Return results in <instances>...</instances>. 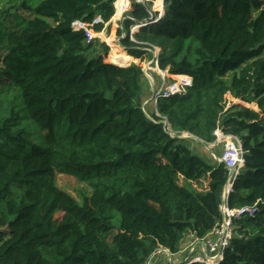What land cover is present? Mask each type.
Listing matches in <instances>:
<instances>
[{"label": "trees", "instance_id": "trees-1", "mask_svg": "<svg viewBox=\"0 0 264 264\" xmlns=\"http://www.w3.org/2000/svg\"><path fill=\"white\" fill-rule=\"evenodd\" d=\"M16 2L0 9V264H146L189 234L205 236L223 219L230 172L171 133L213 143L218 129L245 150L229 206L258 205L236 220L221 264H264V0H164L155 22L158 13L134 1L118 28L129 54H109L117 64L104 60L106 42L72 27L109 28L115 0ZM146 21L132 39L130 28ZM153 45L159 68L192 84L150 110L143 66L129 62L151 59ZM24 119L45 131L42 144L28 143ZM59 174L91 192L76 199Z\"/></svg>", "mask_w": 264, "mask_h": 264}, {"label": "built area", "instance_id": "built-area-1", "mask_svg": "<svg viewBox=\"0 0 264 264\" xmlns=\"http://www.w3.org/2000/svg\"><path fill=\"white\" fill-rule=\"evenodd\" d=\"M135 2L142 3L143 5L149 7L148 3H151L153 9L156 6L155 0H134ZM115 14L121 13L119 18H114V20H123L126 19L125 14L128 11L129 6L131 5L130 0H115ZM162 4V8H163ZM161 9V8H160ZM161 14L153 15L151 17V22L158 20ZM115 16V15H114ZM113 19V18H112ZM112 21V20H111ZM122 21V22H123ZM149 21H146V23ZM144 23L140 25L136 23V25L131 27L130 36L132 39L134 38V32L138 26H142ZM123 25V24H122ZM72 27L75 30L83 29L87 36V42H91L96 38L102 37V41H106V38H103L102 34L106 35V29L101 32H96L93 29V24L84 22L83 20L77 19L72 23ZM124 35V33H123ZM101 39V38H100ZM108 43V42H107ZM153 56L155 55V65L157 69H159L158 65V56L160 53V48L157 46H152ZM150 68V67H149ZM163 74V81L160 84L159 88L153 91V98L155 102V109L157 108L156 100L160 95L163 96H171L177 93L186 92V86L192 84V78L186 74L181 75V79L177 82L168 83L166 80V74ZM169 76V74H167ZM174 77V76H173ZM177 82V83H176ZM231 103H228L230 106ZM167 120V118H166ZM167 127L170 129L169 122L167 120ZM216 140L213 143H209L212 145L222 146V152L219 156V161L223 162L225 166L228 168L229 172L233 170V174H229L230 187L232 185L239 174L241 168L245 162V150L242 144V138L234 133H227L222 129H218L216 131ZM258 212L257 203L253 205H244L240 207H230L228 201L223 207V219L218 222L211 231H209L205 236L198 237L195 234H189L186 238L189 244L182 247L177 252H172L169 248H160L156 250L146 264L153 263L154 260H164L163 264H174L173 259H179L182 255H188L185 260L182 262H177L175 264H191L194 262L202 263V264H221L225 257V252L227 248L230 246L233 236L235 235V222L238 219L243 217H255ZM199 250V251H198ZM165 252V258H159V255Z\"/></svg>", "mask_w": 264, "mask_h": 264}, {"label": "rangeland", "instance_id": "rangeland-1", "mask_svg": "<svg viewBox=\"0 0 264 264\" xmlns=\"http://www.w3.org/2000/svg\"><path fill=\"white\" fill-rule=\"evenodd\" d=\"M10 0H1L0 1V9L1 8H3L8 2H9ZM15 1H17L18 2V4H23V3H26L27 5H30L31 7H35L38 3H39V1L40 0H15ZM156 1V6H159L160 4H161V2H162V0H155ZM16 2V3H17ZM130 2H131V4H133V2H134V0H130ZM148 5L151 7V9L153 8V6L151 5V3H148ZM164 9V6H163V8H162V10ZM27 9L26 8H20L18 11H19V13L20 14H22L23 16H29V13L26 11ZM160 14V13H159ZM121 16V13H119V14H115V16L113 17V19H112V21L114 20V18L116 17V18H119ZM161 16V15H160ZM159 16V17H160ZM16 17L17 16H15V15H12V18H13V20H16ZM116 20V19H115ZM111 21V22H112ZM117 21V20H116ZM4 25L5 26H11V22L10 21H8V20H5L4 21ZM114 24H112V26H113ZM118 26V25H117ZM119 28H123V25L121 26H119ZM106 31H107V29H106ZM111 31V30H110ZM115 32L117 33V35H115ZM130 32H132L131 30H130ZM107 33V35H108V37H110L111 38V40H112V45L108 42V40H107V42H106V44L107 45H109V53L106 55V57L104 58V60L106 61V62H108V63H115V62H112L111 60H110V58H109V54L111 53V50H112V48L114 47V48H116V47H118V48H122V50L124 51V52H126V53H128V50L126 49V47L123 45V43H122V39L124 38L123 36L126 34V33H124V32H122L121 34H118V32H117V28L114 30V29H112V31L110 32V33H108V32H106ZM123 33H124V35H123ZM101 39H102V37H100ZM106 38V37H105ZM129 54V53H128ZM131 56V55H130ZM132 57V56H131ZM152 59H153V57H151V59H150V57H149V59L148 60H144V61H140L139 59H135L134 57H132L131 58V60H130V62H129V65L132 63V62H135V63H140L142 66H144V68H145V75L147 76V82L145 83V86H146V88L147 89H149L150 91H148V92H150V93H153V91L155 90H157L158 88H159V86H160V84L162 83V81H163V74H162V72L164 73V74H166V80L169 82V78H172V79H175V80H177V82L180 80V77H173V76H168L167 75V71H163V70H159V69H157V66L155 65V61L153 62V63H150L151 61H152ZM115 64H117V63H115ZM118 65H121V64H118ZM121 66H128V65H121ZM150 67V68H149ZM156 77H158V78H156ZM176 82V83H177ZM228 98H229V100L231 101V102H234V103H239V104H242V105H250V107L252 108V109H255V110H257V111H260L261 112V109H259V107H255V105L254 104H256V103H250V104H248V103H245V102H243V101H241V100H239V99H236V100H233V98L231 97V95H228ZM145 103H147L148 105V107H149V109L150 110H152L153 109V106H154V101H150V98L149 99H147L146 101H145ZM147 110H148V108H147ZM149 110V111H150ZM22 114H25V113H23L22 112ZM26 122H29V124H28V126H27V129H28V131L30 132V134H29V136H28V143H34V144H42V142H43V137H44V134H45V131L44 130H42V129H39L36 125H35V123L32 121V120H30V119H24V123H26ZM183 134H185V133H183ZM192 140H195L196 141V139H192ZM196 142H198V141H196ZM217 149V151H218V153L216 152V151H214L217 155L221 152V147H217L216 148ZM201 153H203V152H201ZM211 153V152H210ZM212 154V153H211ZM213 155V154H212ZM220 155H218V157H219ZM219 159V158H218ZM57 182H58V185L61 187V188H63V189H65L66 191H68L70 194H72L76 199H78V200H81L82 199V197L85 195V194H88V193H90L91 192V188H90V186L88 185V184H86V183H83V182H80L78 179H76L75 177H73V176H70V175H66V174H59L58 175V177H57ZM183 181H182V179H181V183H182ZM194 185H195V183H193ZM57 216H62V212H60V213H58V215ZM189 244V242H185L184 243V245L183 246H186V245H188ZM199 251V250H198ZM165 252H162L160 255H159V258H165L166 256H165ZM167 255V254H166ZM187 254L186 255H182V256H180V258L177 260V259H173V263L175 264V263H177V262H182L183 260H185V258H187Z\"/></svg>", "mask_w": 264, "mask_h": 264}, {"label": "water", "instance_id": "water-1", "mask_svg": "<svg viewBox=\"0 0 264 264\" xmlns=\"http://www.w3.org/2000/svg\"><path fill=\"white\" fill-rule=\"evenodd\" d=\"M157 21V20H156ZM155 61V55L153 56V59L150 63H153ZM143 71L145 72V68L143 66ZM163 122H165L167 124V120L166 118H163ZM185 134H178V133H175V132H172L171 134H173L174 136H177L179 138H192V139H196V141H198L199 143L205 145L209 150L210 152L213 154V156L218 159V155L215 154L213 148H212V144H209V143H206L203 139H201L200 137H198L197 135H194V134H190V133H187V132H184ZM230 174H233V170L230 171ZM231 191V187H230V181H228V183L226 184V187H225V191H224V195H223V200H222V204H221V211H222V214H223V207L225 206L226 202L228 201V196H229V193ZM164 248V247H162Z\"/></svg>", "mask_w": 264, "mask_h": 264}, {"label": "crops", "instance_id": "crops-1", "mask_svg": "<svg viewBox=\"0 0 264 264\" xmlns=\"http://www.w3.org/2000/svg\"><path fill=\"white\" fill-rule=\"evenodd\" d=\"M162 4H163V0H162V2H161V4L159 5L160 7H162ZM164 5V4H163ZM152 10L154 11V12H157L158 14L160 13L161 15H162V13H164V9L162 10V8L160 9L158 6L157 7H155L154 9L152 8ZM153 14H156V13H153ZM127 16V13L125 14V17ZM123 21V20H122ZM120 19L119 20H113L112 22H110V27L109 28H107V32L108 33H110L111 31H112V29H116L117 28V32H118V28H119V26L121 25L122 26V24H123V22H122ZM112 24H114L113 26H112ZM118 25V26H117ZM111 30V31H110ZM115 35H117V33L115 32ZM106 36H108L107 35V33H106ZM104 38V37H103ZM102 40V39H101ZM153 96V95H152ZM232 97V96H231ZM233 98V97H232ZM234 99V98H233ZM236 100V99H235ZM201 144V143H200ZM203 145V144H202ZM203 146H205V145H203ZM206 147V146H205ZM214 145H212V148H213V150H214ZM220 147V146H219ZM207 148V147H206ZM208 149V148H207ZM209 150V149H208ZM210 151V150H209ZM215 151V150H214ZM221 151H222V148H221ZM216 154V153H215ZM217 155V154H216ZM164 263V260H161V261H159V260H154L153 261V263H151V264H163Z\"/></svg>", "mask_w": 264, "mask_h": 264}, {"label": "clouds", "instance_id": "clouds-1", "mask_svg": "<svg viewBox=\"0 0 264 264\" xmlns=\"http://www.w3.org/2000/svg\"><path fill=\"white\" fill-rule=\"evenodd\" d=\"M163 1H164V0H163ZM151 20H154V19H151ZM154 22H155V21H154ZM136 23L140 25L141 23H144V22H136ZM149 23H150V22H149ZM145 24H146V22H145ZM145 24H143L142 26H144ZM147 24H148V23H147ZM135 25H136V24H135ZM133 26H134V25H133ZM138 27H141V26H138ZM138 27H137V28H138ZM137 28H136V30H137ZM130 29H131V28H130ZM136 30H135V32H136ZM135 32H134V33H135Z\"/></svg>", "mask_w": 264, "mask_h": 264}, {"label": "bare ground", "instance_id": "bare-ground-1", "mask_svg": "<svg viewBox=\"0 0 264 264\" xmlns=\"http://www.w3.org/2000/svg\"><path fill=\"white\" fill-rule=\"evenodd\" d=\"M159 70H160V68H159Z\"/></svg>", "mask_w": 264, "mask_h": 264}]
</instances>
